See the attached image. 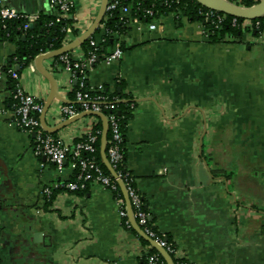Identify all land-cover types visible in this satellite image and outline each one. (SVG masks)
<instances>
[{
    "label": "crops",
    "instance_id": "1",
    "mask_svg": "<svg viewBox=\"0 0 264 264\" xmlns=\"http://www.w3.org/2000/svg\"><path fill=\"white\" fill-rule=\"evenodd\" d=\"M0 3L36 19L54 16L47 0ZM74 3L69 19L77 34L63 45L92 25L101 0ZM157 22L154 31L131 25L121 59L106 65L101 58L88 86L102 84L134 103L124 165L152 227L175 245L172 260L264 264V31L212 42L187 15L170 12ZM16 49L0 36V264H144L153 246L140 239L129 212L140 237L124 226L110 189L93 182L82 192L63 190L44 209L42 190L63 183L74 168L67 159L58 170L35 155L33 135L13 125L6 70ZM81 53L80 46L70 52ZM52 59L41 65L64 100L54 98L45 114L49 133L71 143L98 121L102 132L97 116L66 124L70 118L55 114L73 103L75 83ZM19 75L44 105L50 84L35 58Z\"/></svg>",
    "mask_w": 264,
    "mask_h": 264
},
{
    "label": "built area",
    "instance_id": "2",
    "mask_svg": "<svg viewBox=\"0 0 264 264\" xmlns=\"http://www.w3.org/2000/svg\"><path fill=\"white\" fill-rule=\"evenodd\" d=\"M49 8L54 12V16L62 22H66L72 14L74 8V0H47ZM238 3V0H230ZM178 3V0H175ZM114 11H118L120 19L124 17L123 24L135 25L138 30L145 25L150 31L157 30L159 24L157 22L159 17H155L152 9H143L142 16L145 21L139 19L137 16L131 17L130 4L127 0H108L106 11L108 15H104L106 19L112 15ZM177 15L179 12H172ZM200 16L202 33L205 37H209L215 30L220 29L226 22L232 27H240L242 30H258L260 28L259 21L253 19H241L231 16V19L226 18V14L213 11L208 8H200L197 12ZM37 17L29 16L16 10L13 7L2 5L0 3V19L2 22L10 21L12 19H22L24 21L23 30H26L30 23L35 22ZM147 18H149L147 20ZM102 19V20H103ZM5 27V24L2 26ZM101 31L109 33L103 22L98 26ZM97 27V28H98ZM96 28V30H97ZM74 26L72 22L65 23L61 30L64 32V42H67L73 35ZM102 31V32H103ZM264 31V27L261 32ZM94 32L88 37L89 45L93 49L86 53L82 50L80 55H71L68 53L61 54L57 58H53V64L65 69L75 84L72 87L73 103L60 105L55 114L63 118H72L84 112L102 113L107 121L108 129L110 131L109 145L105 149L106 157L114 170L116 176L106 174L95 159L96 141L100 131L94 126L90 127L86 134L79 140L66 143L59 137L47 132L40 123L39 116L43 109V105L32 94L28 93L21 84L19 73L13 68L6 70L7 76L11 80L12 90L10 98V107L13 113V125L22 132L33 135V152L37 156L45 157L58 170H61L64 162L68 159L71 162L74 172L72 176L66 179L60 185L67 191L82 192L85 191L89 184L98 183L102 187L108 188L111 191L118 185L117 180H120L126 190L131 214L136 224L141 230L159 246L163 247L166 252L172 256L176 254L175 245L168 241L162 234L158 233L151 225L148 217V212L144 208V202L141 194L134 186L133 178L129 172L124 168V148H123V133L121 131L120 118L115 113L117 103L120 99L116 96H111L112 93L105 90V87L100 84L95 88L88 86V73L92 66L96 63L97 45L98 41L93 38ZM124 37V36H123ZM102 38L100 41H103ZM112 49L103 54L102 62L110 65L115 61L121 59L123 49L121 48V39L114 40ZM47 52V51H46ZM44 52V53H46ZM43 54V53H41ZM29 64V63H28ZM27 64V65H28ZM104 90L106 92H104ZM131 111L134 109V103L129 105ZM122 168L123 171H122ZM44 200H49L51 195V188H44L41 192ZM119 205V214L123 219L128 216V209L122 198H117ZM128 221V220H127ZM125 221V224H128ZM130 224V223H129ZM174 264H192L189 260L182 257H177ZM144 264H165L160 259L158 253L148 252L144 257Z\"/></svg>",
    "mask_w": 264,
    "mask_h": 264
},
{
    "label": "trees",
    "instance_id": "3",
    "mask_svg": "<svg viewBox=\"0 0 264 264\" xmlns=\"http://www.w3.org/2000/svg\"><path fill=\"white\" fill-rule=\"evenodd\" d=\"M127 1L130 4L131 17L137 16L139 19L143 21H145V18L142 16V12H141L143 9H152L155 13V17H159L160 15H167L168 13L173 11L175 12L178 11L179 15L184 14L192 19H197L199 21L201 20L197 12L200 8H203V6L199 4L196 0H178V3H176L175 0H127ZM256 2L258 1L240 0L238 4H241L243 6H250ZM105 15L107 16L108 12L105 13ZM226 18L229 20L232 17L230 15H226ZM124 19L126 18L124 17L123 19H120L119 12L114 11L112 15H109L106 19H103L101 21L104 23L106 29H108L110 32L105 33V31L103 30L102 32L101 29L98 27L95 32L96 34L93 35V38L98 41L96 63L101 60L103 56L102 54H105L107 46H112L114 40L121 39L123 38V36H126L128 34L130 27L126 24H123ZM148 19L149 18H147V20ZM240 20L241 19L238 18V21ZM253 21L260 22V28L256 31L252 30L256 35H259L264 27V16L253 19ZM66 22L70 23L71 20L68 19ZM66 22L59 21L55 16H40V18H38L35 22H33L32 27L28 26L26 30H23L24 21L22 19H12L10 21H6L5 23L2 22L0 19V36L9 38L12 41H14L16 43V48H17L16 53L14 54L12 60L9 62L8 66L12 67L14 70H16L19 73V70L24 68L37 55L61 47L65 41L64 32L61 30V27ZM3 24H5L4 28L2 27ZM244 31L247 30H242L239 26L232 27L228 22H226L220 29L215 30L213 34H210L208 39L212 42H220V41H224L226 38H232V37L234 39H240ZM98 33H99L98 36L100 37L99 39L98 37L96 39V35ZM73 34L74 35L77 34V31L74 29H73ZM102 38H104V40L100 41ZM120 45L122 49L125 48V44L122 40ZM80 47L85 53L88 50L93 49V47L89 45V40H86ZM70 52H68V54H70ZM55 58L57 57H54V59ZM15 65L17 67H15ZM105 90L108 91L106 88ZM105 90L104 92H106ZM111 96H116L118 99H120L119 102L117 103L115 113L120 118L121 131L122 133H124L125 130L127 129L128 121L132 116V111L129 108V105L132 101L126 98L125 95L122 94L121 92L118 93L117 90H115L111 94ZM94 128L100 131V134L98 135V139L95 145L96 146V151L94 154L95 159L97 160L103 171L106 174L110 175L109 171L101 161V156L99 151L101 122L98 121V123L95 124ZM109 139H110V131L108 129L105 149L109 145ZM123 148H124V141H123ZM124 157H125V149H124ZM124 168L126 169V167ZM124 168H122V171ZM128 172L131 175L130 171ZM63 190L67 191L61 185H58L55 188H51V195L49 200H45L44 209H46L47 206L51 204L54 196L58 192ZM112 192L116 198H122L119 185H116V188L112 190ZM68 193H76V192L68 191ZM144 208L146 209L145 206ZM127 220H128L127 218L123 219L122 223L124 224V226L127 229L131 230L132 232L136 233ZM125 221H127L128 224H125ZM140 239L144 243H147V241H145L142 237H140ZM167 240L169 241L168 238ZM151 248H152L151 249L152 252L158 253L160 259L162 260V262H164L162 255L154 247ZM173 260L175 261L176 259Z\"/></svg>",
    "mask_w": 264,
    "mask_h": 264
},
{
    "label": "water",
    "instance_id": "4",
    "mask_svg": "<svg viewBox=\"0 0 264 264\" xmlns=\"http://www.w3.org/2000/svg\"><path fill=\"white\" fill-rule=\"evenodd\" d=\"M196 1L205 8H208V9H211L213 11H217V12H220V13H223L226 15L238 17L241 19H256V18H259L261 16H264V0H259L258 2L254 3L250 6H243L241 4L232 2L230 0H196ZM107 3H108V0H101L100 8H99V11H98V14H97L95 20L93 21L92 25L83 34H81L77 38L71 40L70 42L62 45L58 49L47 51L46 53L40 54V55L35 57V65H36L38 71L44 77H46V79L49 81V84H50V91L51 92H50L48 98L46 99V101L43 105V109H42L40 116H39L40 123L47 132H50L51 130H50V127H48L46 125V123L44 121V117H45V114L51 105L52 100L54 98H57L61 101L64 99L62 97H60V95H58V93H57L58 91H57L56 80L54 79V77H52V75H50V73H48V71H46L42 67L41 63H42V61H44L46 59L54 58V57H57L61 54L68 53V52L72 51L73 49L81 46L86 41V39H88V37L95 31V29L98 27V25L102 21L104 15H105ZM32 25H33V23L29 24L30 27H32ZM65 102L67 103L68 101L65 100ZM88 115L97 116L102 120V132H101L100 147H99L101 161L105 165V167L107 168L109 173L113 177H115L116 174H115L114 170L112 169V167H111V165H110V163L106 157V151H105L106 137H107V130H108V124H107L105 116L102 113L84 112V113H81V114L74 116L70 119H67L66 124L72 123V122L79 120L80 118L88 116ZM117 182H118V185L120 186V188L122 189V192L124 194L127 209L129 212V219H130V222L132 224V227L137 231V233L141 237H143L150 245H152L164 257L167 264H174L172 257L166 252V250L163 247L159 246L151 238H149L141 230V228L136 224V222H135V220L131 214V208H130L129 199H128L125 187L120 180H117Z\"/></svg>",
    "mask_w": 264,
    "mask_h": 264
}]
</instances>
